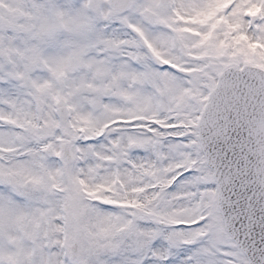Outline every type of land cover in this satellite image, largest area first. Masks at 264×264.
Here are the masks:
<instances>
[{
  "label": "snow or ice",
  "instance_id": "snow-or-ice-1",
  "mask_svg": "<svg viewBox=\"0 0 264 264\" xmlns=\"http://www.w3.org/2000/svg\"><path fill=\"white\" fill-rule=\"evenodd\" d=\"M0 264H264V0H0Z\"/></svg>",
  "mask_w": 264,
  "mask_h": 264
}]
</instances>
